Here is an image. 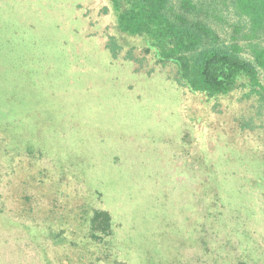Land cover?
<instances>
[{
	"label": "rangeland",
	"instance_id": "obj_1",
	"mask_svg": "<svg viewBox=\"0 0 264 264\" xmlns=\"http://www.w3.org/2000/svg\"><path fill=\"white\" fill-rule=\"evenodd\" d=\"M114 23L109 0H0V264H264V104L191 95L112 52Z\"/></svg>",
	"mask_w": 264,
	"mask_h": 264
},
{
	"label": "trees",
	"instance_id": "obj_2",
	"mask_svg": "<svg viewBox=\"0 0 264 264\" xmlns=\"http://www.w3.org/2000/svg\"><path fill=\"white\" fill-rule=\"evenodd\" d=\"M109 3L115 35L126 42L122 46L123 41L113 38L108 45L112 52L128 45L142 48L155 63L172 64L176 83L201 99H227L242 90L264 104V42L247 51L236 41V34L241 32L240 21L253 36L264 37V0H109ZM216 209L212 216L217 220L220 205ZM210 217L207 213V222L195 224L194 230L202 233L209 228ZM90 227L93 239L102 234L109 236L111 217L107 212L95 211ZM209 241L203 237V241L198 239V244L194 243L195 251L207 259L212 251ZM217 259L213 257L212 264H217Z\"/></svg>",
	"mask_w": 264,
	"mask_h": 264
}]
</instances>
